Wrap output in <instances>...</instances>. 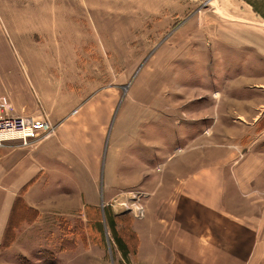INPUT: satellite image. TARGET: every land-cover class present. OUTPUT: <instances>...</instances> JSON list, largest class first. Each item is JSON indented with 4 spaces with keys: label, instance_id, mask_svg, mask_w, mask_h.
<instances>
[{
    "label": "rangeland",
    "instance_id": "374dc122",
    "mask_svg": "<svg viewBox=\"0 0 264 264\" xmlns=\"http://www.w3.org/2000/svg\"><path fill=\"white\" fill-rule=\"evenodd\" d=\"M22 1L23 7H0V98L6 114L48 120L64 98L65 106H78L113 86L119 95L113 114L126 108L146 112V128L162 135L157 139L169 152L191 144L187 148L200 153L206 139L210 147L228 148V169L253 184L226 180L230 209L246 211L259 230L260 241L246 256L264 257V55L255 40L237 37V31L251 37L264 32L253 10L242 0ZM230 92L234 98L227 102ZM195 119L204 134L188 142L181 132L196 135L187 130ZM113 198L101 203L100 234L77 217L62 222L55 237L44 233L49 225H41L44 243L14 249L26 254L15 253L18 263L96 264L98 254L88 243L100 236L105 264H112L116 232L109 213L133 216L113 208ZM215 237L224 246L234 239ZM231 246L210 248L205 256H243ZM6 261L12 263L11 257Z\"/></svg>",
    "mask_w": 264,
    "mask_h": 264
},
{
    "label": "crops",
    "instance_id": "0c3cea01",
    "mask_svg": "<svg viewBox=\"0 0 264 264\" xmlns=\"http://www.w3.org/2000/svg\"><path fill=\"white\" fill-rule=\"evenodd\" d=\"M242 1L264 24V0ZM15 4L23 7L22 0H0V7ZM237 32L238 38L255 40L261 56L264 55L263 31L256 32L254 37ZM92 94L73 107L65 106L64 98L58 105L59 112L47 116L54 130L46 138L30 139L26 144L10 140L0 146V264H19L15 253L26 254L14 252L16 248H38L33 242H41L38 235L41 225H49L44 233L52 232L55 237L63 229L62 222L64 225L77 217L78 224L89 221L100 234L97 227L103 216L102 201L132 188H142L147 194L143 199L144 216L136 218L121 213L117 216L115 210L109 213L116 232L111 243L112 264H264V257L246 256L259 240L254 220L246 211L238 214L230 209L231 195L224 188L226 180L234 177L247 180V187L253 184L249 182L251 178L239 176L238 170L234 174L228 169L231 165L228 148L210 147L206 139L200 153L192 151L196 147L187 148L191 144L169 152L157 139L162 135L146 128V121H150L146 112L137 108V112L129 113L126 108L113 114L119 102L117 88L111 86L110 92ZM229 95L227 102L234 96L232 92ZM196 119L187 128L196 135L181 132L188 142L199 139L201 132L204 134L198 132ZM152 158L156 160L151 161ZM18 197L26 207L36 210L38 216L21 222L15 238L4 246ZM216 234L234 239L224 246ZM230 246L238 247L243 256H205L210 248ZM88 247L98 254L96 264L107 263L100 236ZM65 250L60 246L59 252ZM10 257L12 263L6 261Z\"/></svg>",
    "mask_w": 264,
    "mask_h": 264
},
{
    "label": "built area",
    "instance_id": "2783aa9c",
    "mask_svg": "<svg viewBox=\"0 0 264 264\" xmlns=\"http://www.w3.org/2000/svg\"><path fill=\"white\" fill-rule=\"evenodd\" d=\"M5 111L6 108L0 98V146L10 140H19L22 144H26L28 140L40 138L42 134L48 136L54 130V126L47 119L7 115ZM146 195L145 191L140 189L125 191L114 196L111 205L115 208L113 204H116L122 209L120 211H127L136 218H142L144 216L143 199Z\"/></svg>",
    "mask_w": 264,
    "mask_h": 264
},
{
    "label": "trees",
    "instance_id": "16d2710c",
    "mask_svg": "<svg viewBox=\"0 0 264 264\" xmlns=\"http://www.w3.org/2000/svg\"><path fill=\"white\" fill-rule=\"evenodd\" d=\"M38 216V212L32 208L26 207L21 198L15 201L10 215L9 223L4 237V246L9 245L15 238L16 228L23 221H32Z\"/></svg>",
    "mask_w": 264,
    "mask_h": 264
},
{
    "label": "bare ground",
    "instance_id": "6f19581e",
    "mask_svg": "<svg viewBox=\"0 0 264 264\" xmlns=\"http://www.w3.org/2000/svg\"><path fill=\"white\" fill-rule=\"evenodd\" d=\"M116 205V204H115ZM117 206V205H116ZM119 207V206H118ZM120 208V207H119Z\"/></svg>",
    "mask_w": 264,
    "mask_h": 264
}]
</instances>
